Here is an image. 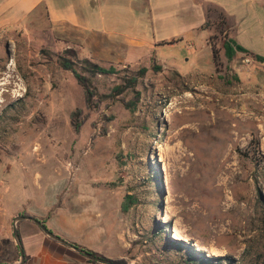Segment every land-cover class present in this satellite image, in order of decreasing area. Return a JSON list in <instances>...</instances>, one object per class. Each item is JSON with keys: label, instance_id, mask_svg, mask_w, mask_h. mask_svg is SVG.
<instances>
[{"label": "rangeland", "instance_id": "374dc122", "mask_svg": "<svg viewBox=\"0 0 264 264\" xmlns=\"http://www.w3.org/2000/svg\"><path fill=\"white\" fill-rule=\"evenodd\" d=\"M162 2L167 29L157 36L175 37L131 54L76 47L41 9L0 15V262L20 260L14 217L49 208L50 229L113 260L189 264L170 235L223 264H264V62L251 52L228 60L223 42L233 30L213 2ZM62 56L113 68L93 78L101 94L138 81L86 110L77 132L70 114L84 107L85 92ZM128 194L137 200L125 211ZM19 231L30 249L41 231L72 263L95 264L33 221Z\"/></svg>", "mask_w": 264, "mask_h": 264}, {"label": "crops", "instance_id": "0c3cea01", "mask_svg": "<svg viewBox=\"0 0 264 264\" xmlns=\"http://www.w3.org/2000/svg\"><path fill=\"white\" fill-rule=\"evenodd\" d=\"M162 1L6 0L5 9H0V15H7L12 20L18 19L19 16L30 18L39 15L38 11L41 9L47 17V24L52 25V30L60 33V37L67 38L69 42L89 50L102 48L104 53L108 52L111 55L114 48L129 50L131 54V48L140 49L146 44L175 37L157 36V32L167 29L165 23L158 21L165 6ZM208 1L218 5L227 14L233 30L231 37L237 43L251 53L264 56V0ZM153 21L158 22L156 28ZM197 21L189 25V29L193 32L206 21V12L201 13V20ZM203 31L206 32L205 29ZM51 210L47 208L38 218L46 224L48 220L55 225L56 215L46 218ZM35 235L37 242L31 240V249L26 244L24 246L29 256L25 264H74L62 254L49 248L47 237L41 231L35 232Z\"/></svg>", "mask_w": 264, "mask_h": 264}, {"label": "trees", "instance_id": "16d2710c", "mask_svg": "<svg viewBox=\"0 0 264 264\" xmlns=\"http://www.w3.org/2000/svg\"><path fill=\"white\" fill-rule=\"evenodd\" d=\"M211 48H212L214 60L217 61L219 51L216 49L214 42H211ZM223 49H224V53H225L226 57L228 58V60H232L237 52H250L247 48H245L241 44L237 43V41L231 37L226 38L224 40ZM66 51L73 53L71 55L73 58L77 57V54L74 50L66 49ZM72 57L62 56L60 64H61L63 69L71 70L73 72L75 78L77 79L79 84L83 87L84 92H85V105H84V107H78L74 111H72L70 114L71 125L74 128V130L78 132L81 129L83 123L85 122V119L87 116L86 110H92L94 108H98L102 105V103L105 101V99L115 98L117 95H120L123 92H125L129 87H134L138 81V78L136 76H133L130 79L126 80L125 83L120 84V85H116L115 87H113L112 91L110 93L101 94L99 92L97 86L94 84L93 78L97 74L111 73L112 70H114V69L113 68L107 69V68L100 66L99 64H97V63H95L89 59H83L81 61L80 67H78V65L76 64V62L73 60ZM254 57L257 60L264 62V56L263 55L254 54ZM154 67H156L157 69L160 68L159 66H154ZM146 70H147L146 68H142L140 72L142 74H144ZM133 103H134V101H131V100L125 101V104L128 107H130L132 110H134L136 108L135 105H133V106L131 105ZM136 200L137 199H135V197L133 195L128 194L122 203L123 209L125 211H128L130 209V207L132 206V204L136 202ZM263 206H264V201H263ZM22 214L31 215L28 212H23ZM21 222H22V220L19 221V224ZM167 241H170L169 243H171L172 241L179 243L178 245H176V248L180 251H182L183 249L186 250V255H184V262L186 261V263H189V264H223L221 262L222 258H214V257L208 258L207 256L202 254L203 252L201 250L193 249L189 245L185 246V243H182V242H179V241L172 239V237H170V235H167ZM169 243H167V246ZM170 245L172 246V244H169V246ZM187 252H188V254H187ZM94 253L97 255H100L102 257H106V256H104V255H102L96 251H94ZM26 259H27V261L29 259V256L27 255V253H26ZM88 261L91 263L98 264L97 261H94L91 259H88ZM114 261L117 262L118 264H129L128 261L125 259H116Z\"/></svg>", "mask_w": 264, "mask_h": 264}, {"label": "water", "instance_id": "95a60500", "mask_svg": "<svg viewBox=\"0 0 264 264\" xmlns=\"http://www.w3.org/2000/svg\"><path fill=\"white\" fill-rule=\"evenodd\" d=\"M21 220H30V221L35 222L48 236H50L54 240H57V241L65 244V245L71 247L72 249L78 251L79 253L86 256L88 259H91V260H94V261H97V262L103 263V264H118L113 259L97 255L94 253L93 250H89L88 248H85L81 245H78V244L70 241L69 239L55 233L52 229H50L47 226V224L44 221H42L41 219H39L35 215H25V214H18L14 217V220H13V232H14V236H15V239H16V242L18 245V249L20 252V260L17 262H2L0 264H25L27 261L26 251H25L23 241L21 238V234L19 231V221H21Z\"/></svg>", "mask_w": 264, "mask_h": 264}, {"label": "bare ground", "instance_id": "6f19581e", "mask_svg": "<svg viewBox=\"0 0 264 264\" xmlns=\"http://www.w3.org/2000/svg\"><path fill=\"white\" fill-rule=\"evenodd\" d=\"M176 231H177V230H176ZM174 235H175V237H177V238L182 237V236H179V234H177V233H175ZM180 235H181V234H180Z\"/></svg>", "mask_w": 264, "mask_h": 264}]
</instances>
